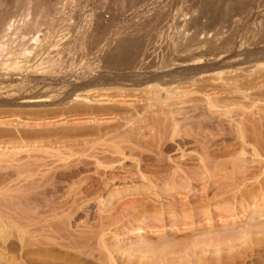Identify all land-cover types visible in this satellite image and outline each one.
<instances>
[{
    "label": "rangeland",
    "instance_id": "rangeland-1",
    "mask_svg": "<svg viewBox=\"0 0 264 264\" xmlns=\"http://www.w3.org/2000/svg\"><path fill=\"white\" fill-rule=\"evenodd\" d=\"M120 52L127 59L119 58ZM174 88L194 98L214 92L231 98L264 94V0H0V146L59 145L68 138L67 143H77L67 152L53 146L8 153L17 158L10 156L9 166L0 168L5 187H0L5 226L0 264H264V111L256 106L233 112L246 126L241 139L234 133L236 121L192 101L195 107L189 102L182 113L198 108L196 120L207 132L191 129L186 119L179 126L183 131L171 138L169 107L156 105L152 111L148 98ZM130 112L149 134L121 124ZM211 122L221 127L212 128ZM148 136L155 141L145 143ZM198 136L206 137L194 142ZM26 154L48 164L42 166L41 189L30 195L18 173ZM78 189L82 193L76 195ZM31 200L42 205L29 213L32 222L39 220L34 233L40 250L21 243L23 205Z\"/></svg>",
    "mask_w": 264,
    "mask_h": 264
},
{
    "label": "bare ground",
    "instance_id": "bare-ground-1",
    "mask_svg": "<svg viewBox=\"0 0 264 264\" xmlns=\"http://www.w3.org/2000/svg\"><path fill=\"white\" fill-rule=\"evenodd\" d=\"M125 45V44H124ZM129 45V44H128ZM117 46V45H116ZM118 47V46H117ZM122 47V46H121ZM120 47V48H121ZM125 48V47H124ZM123 48V49H124ZM118 49V48H117ZM127 50V49H126ZM124 51V50H123ZM120 54H121V56H119V58H121V59H127V56H128V54L127 53H121L120 52ZM130 56V55H129ZM112 57V56H111ZM131 57V56H130ZM115 58V57H114ZM118 58V59H119ZM112 59V58H111ZM116 59H117V57H116ZM131 60V59H130ZM114 61V60H113ZM119 61V60H118ZM128 62V61H127ZM127 65H129V64H127ZM218 75V74H217ZM210 77V76H209ZM225 77V76H224ZM252 79V78H251ZM204 80V79H203ZM208 80V79H207ZM241 80V79H240ZM247 80H249V79H247ZM226 81H228V80H226ZM251 81V80H250ZM135 82V81H134ZM206 82V81H205ZM215 82V81H214ZM230 82V81H229ZM240 82V81H239ZM207 83V82H206ZM213 83V82H212ZM251 83V82H250ZM256 83V82H255ZM214 84V83H213ZM240 84V83H239ZM252 84V83H251ZM246 85V84H245ZM253 85H255V84H253ZM253 85H252V87H253ZM177 86V85H176ZM219 86V85H218ZM228 86V85H227ZM199 87V86H198ZM212 87V86H211ZM223 87V86H222ZM251 87V86H250ZM256 87V85L254 86V88ZM261 87V86H260ZM152 88H154V87H152ZM197 88V87H196ZM213 88V87H212ZM230 88V87H229ZM238 88H240V87H238ZM241 88H242V86H241ZM245 88V87H244ZM249 88V87H248ZM174 89H176V91H173V89H172V91H166V94H165V96H161V95H157L158 93H156L153 97H149L148 98V109H151L152 111H154L156 108H158V107H162L163 108V106H164V108H166V107H169L168 109H170V112H171V114H170V118H166V119H169L168 120V122H169V125L170 124H172L171 126H172V129H171V138H174L173 136L174 135H179L182 131H181V129H180V125H181V121H186V119L187 120H189V122L188 121H186L187 123V125H188V123L190 124V127H192L191 129H196V130H198L199 132L200 131H202V129H203V125L201 124L202 122H200L201 121V119H200V121H198V120H196L197 118V115H198V111H196V110H198V108L196 109V110H194L195 112H193V113H189V110L188 109H190V107L193 105L191 102L192 101H202L203 103H205V105L207 106V108L209 109V110H213L214 112H217V114H219V116H221L223 119L225 118L226 120L228 119V121L229 122H235L236 123V128H235V132L234 133H236V135L238 136V137H240L241 139L243 138H246V136H247V133L245 134V127L243 126V121L242 120H240V119H242V118H240V119H238L237 120V118H238V116L236 117V115H234V117L236 118H234L233 117V112H235V113H238L237 112V108H239V109H241L242 110V112H243V110H248V109H250L251 107L252 108H255L256 106L257 107H259V109H260V111H264V94H261V92H263V91H261L260 93H258V94H261V95H256L255 97L253 96V97H251V96H248L247 94H241V93H239V91L240 90H238V93L239 94H241V95H239L240 97H237V98H231L230 96H220V94H223V93H220L219 94V96H215V92L212 94V96L210 95V94H208V95H206V96H202L201 98H200V95H199V98H197L196 97V95H195V97L196 98H194V97H189L188 96V94L186 95V94H184V93H182V89H179V88H174ZM214 89V88H213ZM221 89V88H220ZM223 89H225V87L223 88ZM228 89V88H227ZM252 89V88H251ZM262 89V88H261ZM260 89V90H261ZM264 89V88H263ZM152 90V89H151ZM157 90V89H156ZM165 90V89H164ZM226 90V89H225ZM246 90V89H245ZM245 90L244 91H242V92H245ZM137 91V90H136ZM153 91V90H152ZM155 91V90H154ZM185 91V90H184ZM191 91V90H190ZM193 91V90H192ZM211 91V90H210ZM228 91V90H227ZM247 91V90H246ZM90 92V91H89ZM125 92V91H124ZM157 92V91H156ZM201 92V91H200ZM206 92V91H205ZM234 92V91H233ZM241 92V91H240ZM116 93V92H115ZM122 93V92H121ZM186 93V92H185ZM193 93V92H192ZM192 93H191V95H192ZM103 94H105V93H103ZM134 94V93H133ZM183 94V95H182ZM93 95V94H92ZM119 95V94H118ZM122 95V94H121ZM121 95H119V96H121ZM124 95V94H123ZM138 95V94H137ZM205 95V94H204ZM250 95H251V93H250ZM255 95V94H254ZM85 96V95H84ZM109 96V95H108ZM127 96V95H126ZM129 96V95H128ZM142 96V95H141ZM152 96V95H151ZM124 97V96H123ZM78 98V97H77ZM81 98V97H80ZM84 98V97H83ZM90 98V97H89ZM88 98V99H89ZM99 98V97H98ZM116 98V97H115ZM121 98V97H120ZM129 98V97H128ZM133 98H134V96H133ZM104 99V98H103ZM117 99V98H116ZM143 99V98H142ZM146 99V98H145ZM87 100V99H86ZM101 100V99H100ZM124 100H125V98H124ZM123 100V101H124ZM140 100V99H139ZM147 100V99H146ZM74 101V100H73ZM84 101H85V98H84ZM93 101V100H92ZM91 101V102H92ZM109 101H110V98H109ZM113 101V100H112ZM115 101V100H114ZM127 101H129V100H127ZM141 101V100H140ZM197 101V102H198ZM103 102H104V100H103ZM102 102V103H103ZM106 102V101H105ZM130 102V101H129ZM132 102V101H131ZM135 102V101H134ZM139 102V101H138ZM189 102H190V104H192L191 106L190 105H188L189 104ZM97 103V102H96ZM99 103H101L100 101H99ZM110 103V102H109ZM118 103V102H117ZM147 103V102H146ZM188 103V104H187ZM122 104H124V103H122ZM128 105L130 104V103H127ZM141 104V103H140ZM195 104V103H194ZM138 104H136V106H137ZM142 105V104H141ZM158 106V107H156L155 109H154V107L155 106ZM195 105H200V104H195ZM205 105L203 106V105H201L202 107H204V109H205ZM190 106V107H189ZM87 107V106H86ZM104 107V106H103ZM114 107V106H113ZM116 107V106H115ZM119 107V106H118ZM122 107V106H121ZM135 107V106H134ZM133 107V108H134ZM144 107H147L146 105L144 106ZM182 107H189L188 109H186L185 111H184V113H182L183 111V108ZM192 107H195L194 105L192 106ZM199 107V106H198ZM128 108V107H127ZM162 108H160L161 109V111H162ZM184 108V109H185ZM87 109H89V108H87ZM102 109V108H101ZM125 109V108H124ZM200 109V108H199ZM204 109H203V111H204ZM258 109V110H259ZM262 109V110H261ZM72 110V109H71ZM95 110H97V109H95ZM122 110V109H121ZM128 110V109H127ZM134 110H136V109H134ZM138 110V109H137ZM144 110V109H143ZM145 110H146V108H145ZM159 112H160V110L159 109H157ZM252 110V109H251ZM254 110V109H253ZM256 110L257 109H255V112H256ZM81 111V110H80ZM124 111V110H123ZM139 111V110H138ZM147 111V110H146ZM163 111H166V110H164L163 109ZM169 111V110H168ZM191 111V110H190ZM202 110L200 109V112H201ZM262 111V112H263ZM69 112V111H68ZM82 112V111H81ZM94 112V111H93ZM109 112H110V109H109ZM141 112V111H140ZM145 112V111H144ZM151 112V111H150ZM149 112V113H150ZM212 112V111H211ZM239 112H240V110H239ZM252 112H254V111H252ZM254 112V115L257 113H255ZM135 113V112H134ZM148 113V112H147ZM161 113V112H160ZM163 113V112H162ZM251 113V112H250ZM249 113V114H250ZM261 113V112H260ZM79 114H80V112H79ZM102 114V113H101ZM106 114H107V112H106ZM126 114V113H125ZM138 114H140V113H138ZM146 114V113H145ZM144 114V115H145ZM157 114V111H156V113H155V116H157L156 115ZM163 114H165V113H163ZM167 114H169V113H167ZM195 114H197V115H195ZM247 114V113H246ZM252 114V113H251ZM259 114V113H258ZM73 115V114H72ZM89 115V114H88ZM92 115H93V113H92ZM104 115V114H103ZM127 115V114H126ZM125 115V116H126ZM136 115V114H135ZM143 115V116H144ZM154 114L152 113V116H153ZM180 115H181V117H180ZM202 115V114H201ZM239 115V114H238ZM260 115V114H259ZM108 116V115H107ZM122 116V115H121ZM120 116V117H121ZM137 116V115H136ZM149 116V115H148ZM151 116V115H150ZM149 116V117H150ZM206 116H207V114H206ZM212 116V115H211ZM214 116V115H213ZM218 116V115H217ZM241 116V115H240ZM243 116V115H242ZM251 116V115H250ZM256 116H257V114H256ZM66 117V116H65ZM91 117V116H90ZM89 117V118H90ZM95 117V116H94ZM110 117V116H109ZM119 117V116H118ZM138 117V116H137ZM136 117V118H137ZM147 117V116H146ZM159 117V116H158ZM162 116H160V118H161ZM199 117V116H198ZM203 117V116H202ZM216 117V116H215ZM219 118L218 120H219V122L218 123H221L222 121H223V119L222 118ZM246 117V116H245ZM259 117V116H258ZM261 117V116H260ZM263 117H264V115H263ZM263 117H261V118H263ZM88 118V117H87ZM106 118V117H105ZM116 118V117H115ZM148 118V117H147ZM153 118V117H152ZM151 118V119H152ZM207 118V117H206ZM206 118H204V119H206ZM249 118V117H248ZM92 119V118H91ZM121 119V118H120ZM135 118H133V116H131V112H130V115L128 116V117H124V116H122V123L121 124H123V126L124 125H131V130H134L136 133H138V131L140 132V130H146L147 131V129H146V126H139L138 124V126L135 124V122H136V119L134 120ZM137 119H139V117L137 118ZM149 119V118H148ZM163 119V118H162ZM224 119V120H225ZM251 120H252V117L250 118ZM254 119H256V117L254 118ZM253 119V120H254ZM260 119V118H259ZM264 119V118H263ZM262 119V120H263ZM73 120V119H72ZM108 120H111V119H108ZM140 120V119H139ZM156 120H158V119H156ZM156 120H154V122L156 121ZM209 120H212V119H209ZM240 120V121H239ZM245 120V119H244ZM14 120H12V122H13ZM113 121V120H112ZM135 121V122H134ZM144 121V120H143ZM159 121V120H158ZM160 121H162V120H160ZM216 121H217V118H216ZM256 121V120H255ZM3 122V121H2ZM8 122V121H7ZM63 122H64V120H63ZM95 122V121H94ZM109 122V121H108ZM140 122V121H139ZM152 122V121H151ZM153 122V123H154ZM165 122H167V120L165 121ZM210 122V121H209ZM209 122H208V124H209ZM245 122V121H244ZM247 122V121H246ZM245 122V123H246ZM15 123H16V121H15ZM51 123V122H50ZM60 123V122H59ZM112 123V122H111ZM148 123V122H147ZM183 123V122H182ZM212 123L214 124V125H212ZM217 123V122H216ZM224 123V122H223ZM248 123V122H247ZM257 123H258V121H257ZM260 123V122H259ZM263 123V122H262ZM261 123V124H262ZM1 124V123H0ZM3 124H4V122H3ZM6 124H8V123H6ZM13 124V123H12ZM19 124V123H18ZM63 124V123H62ZM66 124V123H65ZM106 124V123H105ZM104 124V125H105ZM145 124V123H144ZM152 124V123H151ZM151 124H149V125H151ZM157 124L159 125V122H157ZM185 124V123H184ZM185 124V125H186ZM207 124V123H206ZM225 124V123H224ZM9 125V124H8ZM24 125V124H23ZM44 125V124H43ZM155 125V124H154ZM153 124H152V126H154ZM211 125H212V128H214L213 126H217V125H215V122H211ZM221 125V124H220ZM258 125V124H257ZM256 125V126H257ZM260 125V124H259ZM26 126V125H25ZM40 126H41V124H40ZM99 126H101V125H99ZM114 126V125H113ZM117 126V125H116ZM122 126V125H121ZM167 126H168V123H167ZM170 126V127H171ZM225 126V125H224ZM230 126V125H229ZM251 126H252V124H251ZM261 126V125H260ZM93 127V126H92ZM128 127V126H127ZM151 127V126H150ZM155 127V126H154ZM153 127V129L155 130V128H157V127H155L154 128ZM160 127V126H159ZM187 127V126H186ZM208 127V126H207ZM218 127H221V126H219L218 125ZM253 127V126H252ZM259 127V126H258ZM14 128V127H13ZM17 128V127H16ZM21 128V127H20ZM94 128V127H93ZM92 128V129H93ZM107 128V127H106ZM110 128V127H109ZM111 128H112V126H111ZM138 128V129H137ZM148 128V127H147ZM165 128V127H164ZM181 128H182V125H181ZM211 128V129H212ZM228 128H230V127H228ZM255 129H256V127H254ZM261 128H263V126L261 127ZM88 129V128H87ZM97 129V128H96ZM130 129V128H129ZM152 129V128H151ZM168 129V128H167ZM186 129V128H185ZM207 129V128H206ZM210 129V130H211ZM254 129V130H255ZM258 129V128H257ZM90 130H91V127H90ZM89 130V131H90ZM111 130H113V129H111ZM160 129H158L157 131H159ZM162 130V129H161ZM160 130V132H162ZM188 130H190V129H188ZM196 130H194V132H193V134L194 133H196L195 131ZM207 130H209V129H207ZM223 131L224 129L223 128H220L219 129V131ZM264 130V129H263ZM262 130V131H263ZM119 131V130H118ZM127 131H129V130H127ZM127 131H126V133H127ZM149 131H150V128H149ZM185 131V130H184ZM197 131V132H198ZM203 131H206V130H203ZM203 131L201 132V133H203ZM214 131V129L212 130V132ZM218 131V130H217ZM218 131V132H219ZM250 131V130H249ZM256 131V130H255ZM261 131V130H260ZM79 132V131H78ZM113 132H117V131H113ZM124 132V131H123ZM123 132H122V134H123ZM130 132V131H129ZM128 132V133H129ZM148 132V131H147ZM147 132L145 133V134H147ZM168 131H166V133H167ZM198 132V133H199ZM207 132V131H206ZM225 132V131H224ZM227 132V131H226ZM258 132V131H257ZM256 132V133H257ZM264 132V131H263ZM17 133V132H16ZM101 133V132H100ZM150 132H148V134H149ZM157 133V132H156ZM165 133V132H164ZM165 133V134H166ZM169 133V132H168ZM186 133V132H185ZM189 133V132H188ZM210 133H211V131H210ZM220 133H222V132H220ZM219 133V134H220ZM256 133H254V134H256ZM260 133V132H259ZM50 134V133H49ZM67 134V133H66ZM69 134V133H68ZM82 134V133H81ZM115 134V133H114ZM130 134V133H129ZM131 134H132V132H131ZM130 134V135H131ZM134 134V133H133ZM151 134H153L154 135V137L156 136V138H160V139H162L163 137H164V135H163V133H160L159 134V136H158V134H154V133H152L151 132ZM190 134V133H189ZM204 134V133H203ZM208 134V133H207ZM212 134V133H211ZM223 134V133H222ZM226 134V133H225ZM258 134V133H257ZM42 135V134H41ZM71 135V134H70ZM76 135H79V134H76ZM89 135H90V133H89ZM95 136H96V134H94ZM93 135V136H94ZM138 135V134H137ZM141 134H139L138 136H140ZM144 135V134H143ZM153 135H152V137H153ZM194 135H196V134H194ZM198 135V134H197ZM200 136H201V134H199ZM206 135V134H205ZM217 135V134H216ZM246 135V136H245ZM259 135V134H258ZM258 135H256L257 136V138H259L258 137ZM261 135V136H260ZM259 136L260 137H262V135H263V138H264V133H262V134H260ZM26 136V135H25ZM62 136V135H61ZM83 136V135H82ZM92 136V135H91ZM100 136H101V134H100ZM109 136V135H108ZM118 136V135H117ZM120 136V135H119ZM128 136V135H127ZM126 136V137H127ZM183 136V135H182ZM181 136V137H182ZM188 136H190V135H188ZM202 136H204V135H202ZM209 136V135H208ZM215 136V135H214ZM214 136L212 137L211 136V138H214ZM232 136V135H231ZM236 136V137H237ZM106 137V139H107V136H105ZM110 137V136H109ZM124 137V136H123ZM126 137H124V138H126ZM132 137V136H131ZM136 138H139V137H137V136H135ZM149 137L150 136H148V138L146 137V140L147 139H149ZM167 137V136H166ZM176 137V136H175ZM192 138H193V136H191ZM206 137V136H205ZM205 137H203V138H205ZM217 137V136H216ZM230 137V136H229ZM251 137V136H250ZM255 137V136H254ZM24 138V137H23ZM67 138H68V136H67ZM90 138V137H89ZM94 138V137H93ZM92 138V139H93ZM120 138V137H119ZM133 138V137H132ZM142 138V137H141ZM144 138V140H145V137H143ZM151 138V137H150ZM187 138V137H186ZM190 138V137H189ZM203 139L202 137H196V139L194 140V142H197L198 140H200V139ZM208 138V137H207ZM211 138L208 140V142H210L211 141ZM219 138V137H218ZM249 138V137H248ZM252 138V137H251ZM262 138V140H261V138H259V140H261V141H263L264 139ZM33 139H34V137H33ZM55 139V138H54ZM65 138H63V141H65L64 140ZM73 139V138H72ZM88 139V138H87ZM96 139V138H95ZM117 139V138H116ZM120 139H122V138H120ZM153 139V138H152ZM159 139V140H160ZM164 139V138H163ZM222 139V138H221ZM224 139V138H223ZM255 139V138H254ZM0 140H2V139H0ZM37 140V139H36ZM61 140H62V137H61ZM68 140H70L69 138L67 139V141ZM77 140V139H76ZM83 140V139H82ZM123 140V139H122ZM136 140V139H135ZM149 140H151V139H149ZM154 141H155V139H153ZM153 140H152V142H153ZM178 140H180V139H178ZM182 140H184V138H182ZM181 140V141H182ZM193 140H192V143H194L193 142ZM197 140V141H196ZM214 140V139H213ZM212 140V141H213ZM237 140V139H236ZM252 140V139H251ZM258 140V139H257ZM25 141V140H24ZM57 141V140H56ZM62 141V142H63ZM67 141H66V143H62V144H59V145H53V144H51L50 145V143H49V145H48V143H34V144H25V146H15V147H12V149H9V147H7L5 144V146L3 145V146H0V159H1V157L2 156H8V159L6 158V160L4 161V157H2V159L0 160V163H1V161H4V163H1L0 164V168L1 167H3V168H5V167H7V166H9V164H10V162H11V160H9V158L11 159V157H12V153H14L15 155L16 154H18V153H20V152H24V151H26V152H28V153H30L31 154V152H37V151H41L44 147L45 148H51V149H53L54 147V149H56V146H59V148L61 149L60 150V152L62 151V149L64 150L65 149V151H66V149H68V150H70V149H74L73 148V146L75 145V144H77V143H67ZM81 141V140H80ZM119 141V140H118ZM124 142H125V140H123ZM163 141V140H162ZM189 141H191L190 139H189ZM201 141H203V140H201ZM204 141L206 142L207 140L206 139H204ZM219 141V140H218ZM243 141V140H242ZM253 141V140H252ZM255 141H256V139H255ZM4 141H2V143H3ZM21 142V141H20ZM29 142V141H28ZM31 142V141H30ZM29 142V143H30ZM38 142V141H37ZM46 142H48V141H46ZM88 142V141H87ZM123 142V143H124ZM127 142V141H126ZM149 141L147 140V141H145V143H148ZM151 141L149 142V143H152ZM176 142H178V141H176ZM186 142H187V140H186ZM251 142V141H250ZM258 143H260L259 141H257ZM256 142V143H257ZM264 142V141H263ZM263 142H261L262 144H264ZM54 143V142H53ZM116 143V142H115ZM122 143V142H121ZM135 143V142H134ZM138 143V142H137ZM164 143V142H163ZM182 143H185V142H182ZM187 143H189V142H187ZM191 143V142H190ZM198 143H199V141H198ZM211 143V142H210ZM20 145H21V143H19ZM18 144V145H19ZM22 144H23V141H22ZM79 144V143H78ZM84 144H86V143H84ZM128 144V143H127ZM132 144V143H131ZM179 144H180V142H179ZM218 144V143H217ZM242 144V143H241ZM15 145V144H14ZM123 145V144H122ZM126 145V144H125ZM124 145V146H125ZM142 145V144H141ZM147 145V144H146ZM186 145V144H185ZM257 145V144H256ZM12 146V145H11ZM54 146V147H53ZM77 146V145H76ZM76 146H74V147H76ZM128 146V145H127ZM180 146V145H179ZM253 146H255L254 144H253ZM261 146V145H260ZM259 145H258V147H260ZM79 147H81V146H79ZM78 147V148H79ZM85 147V146H84ZM119 147V146H118ZM130 147V146H129ZM128 147V148H129ZM182 147L184 148V145L182 144ZM245 147V146H244ZM257 147V148H258ZM11 148V147H10ZM44 148V149H45ZM83 148V147H82ZM82 148H81V150H82ZM188 148H190V147H188ZM256 148V147H255ZM86 149V148H85ZM124 149V148H123ZM127 149V148H126ZM130 149H132V148H130ZM59 150V149H58ZM57 150V151H58ZM75 150V149H74ZM78 150V149H77ZM121 150H122V148H121ZM258 150H260L259 148H258ZM55 151V150H54ZM72 151V154H74V152H76V151H74L73 152V150H71ZM71 151H68V154H69V157H70V155H71ZM79 151V150H78ZM84 150H82V152H83ZM262 151V150H261ZM47 152V151H46ZM49 152H52V151H49ZM67 152V151H66ZM66 152H64V153H66ZM81 152V151H80ZM79 152V153H80ZM85 152V151H84ZM121 152V151H120ZM123 152V151H122ZM132 152V151H131ZM205 152V151H204ZM207 152V151H206ZM8 153H11L10 154V156L8 155ZM38 153V152H37ZM63 153V154H64ZM261 153V152H260ZM264 153V152H263ZM13 154V155H14ZM27 155L26 157H25V159H26V161L24 162V163H20L21 164V167H20V169L18 170V173H19V175L20 174H22V178H24V182H25V184H24V187H22L23 188V190L25 191V190H27L28 192H26L27 194L29 193V192H32L33 191V189L36 191L37 190V188L39 187V185H40V179H41V177L42 176H44V174L46 173L45 171H43V170H45L46 169V167H45V169H43L42 168V166H43V164H44V162L42 163V164H40V162H39V160L36 162V160L37 159H40V158H38L37 156H35V157H37L36 158V160H35V158H34V162L33 163H30V159L32 158L31 157V155ZM60 154V153H59ZM93 154V153H92ZM129 154V153H128ZM242 154V153H241ZM253 154H254V150H253ZM35 155V154H34ZM38 155V154H37ZM54 155V154H53ZM61 155V154H60ZM88 155H89V153H88ZM127 155V154H126ZM202 155H203V153H202ZM19 156V155H18ZM39 156V155H38ZM56 156V155H55ZM55 156L53 157V156H50V158L51 157H53V158H55ZM58 156V155H57ZM63 156V155H62ZM128 156V155H127ZM207 156H208V154H207ZM207 156H206V158H207ZM255 156V155H254ZM264 155H262V157H263ZM31 157V158H30ZM49 157V156H48ZM68 157V156H67ZM96 157V156H95ZM100 157V156H99ZM213 157V156H212ZM13 158V157H12ZM16 158L17 157H15V160H16ZM20 158H21V156H20ZM30 158V159H29ZM60 158V159H59ZM58 159L59 160H62L61 159V157H59ZM66 158V157H65ZM65 158L63 159V160H65ZM76 158V157H75ZM94 158V157H93ZM102 158V157H101ZM24 159V160H25ZM42 159V158H41ZM70 158H68V160H69ZM204 159H205V156H204ZM7 160H9V161H7ZM13 160H14V158H13ZM14 160V161H15ZM45 160V159H44ZM51 160V159H50ZM55 161L54 162H57L56 161V159H54ZM67 160V159H66ZM79 160V159H78ZM95 160V162H96V164H98V165H100V158L99 159H97V158H95L94 159ZM145 160V159H144ZM207 160V159H206ZM46 161V160H45ZM52 161V160H51ZM76 161V160H75ZM82 161V160H81ZM84 161V160H83ZM204 160H202V162H203ZM13 162V161H12ZM18 162H21V161H18ZM39 162V163H38ZM53 162V161H52ZM53 162V163H54ZM68 162H70V161H68ZM86 162V161H85ZM105 162V161H104ZM59 163V162H58ZM103 163V162H102ZM50 164V163H49ZM56 164V163H55ZM55 164H53V165H55ZM66 164H67V161H66ZM69 164V163H68ZM67 164V165H68ZM74 164V163H73ZM76 164V163H75ZM80 164V163H79ZM44 165H48V164H44ZM61 165V164H60ZM70 166L72 165V164H69ZM202 165V164H201ZM206 165V164H205ZM13 166V165H12ZM57 166V165H56ZM55 166V167H56ZM62 166V165H61ZM64 166V165H63ZM95 166V165H94ZM97 166V165H96ZM100 166H102V165H100ZM104 166V165H103ZM44 167V166H43ZM48 167V166H47ZM49 167H52L51 165L49 166ZM69 167V166H68ZM67 167V168H68ZM73 167V166H72ZM2 168V169H3ZM66 168V167H65ZM66 168V169H67ZM71 168V167H70ZM79 168H81V167H79ZM98 168H99V166H98ZM12 169V168H11ZM15 169V168H14ZM16 169H18V168H16ZM16 169L14 170V171H16ZM43 169V170H42ZM55 169V168H54ZM54 169H52V170H54ZM55 170H57V167H56V169ZM68 170V169H67ZM73 170V169H72ZM3 171V170H2ZM5 171V170H4ZM13 171V170H12ZM13 171V172H14ZM49 171V170H48ZM47 171V172H48ZM58 171V170H57ZM60 171H61V168H60ZM62 171H63V169H62ZM74 171V170H73ZM82 171V170H81ZM45 172V173H44ZM50 172H51V170H50ZM55 172V171H54ZM2 173V172H1ZM7 173V172H6ZM5 173V174H6ZM53 173V172H52ZM61 173V172H60ZM64 174V173H63ZM68 174V173H67ZM16 175H18L17 173H16ZM15 176V175H14ZM48 176V175H47ZM46 176V177H47ZM49 176H51L50 174H49ZM62 176V175H61ZM113 176V175H112ZM12 177V176H11ZM46 177H45V179H46ZM9 178V177H8ZM16 178V177H15ZM35 178H38V181H36L37 179H35ZM40 178V179H39ZM43 178V177H42ZM52 178V177H51ZM56 178V177H55ZM13 179V178H12ZM11 179V180H12ZM18 179V178H17ZM21 179V178H20ZM48 179V178H47ZM69 179V178H68ZM72 179V178H71ZM78 179V178H77ZM105 179V178H104ZM10 180V178H9V181H11ZM50 180V179H49ZM80 180V179H79ZM85 180V179H84ZM103 180V179H102ZM113 180V179H112ZM4 181V180H3ZM17 181V180H16ZM22 181V180H21ZM22 181V182H23ZM43 181H45V180H43ZM261 181V180H260ZM2 182V181H1ZM20 182V181H19ZM39 182V184H37V183ZM46 182H47V180H46ZM52 182V181H51ZM79 182H81V181H79ZM5 183V182H4ZM10 183V182H9ZM264 183V182H263ZM13 184V183H12ZM15 184V183H14ZM22 184V183H21ZM77 184V183H76ZM83 184V183H82ZM88 184V183H87ZM87 184H85V185H87ZM108 184V183H107ZM10 185V184H9ZM16 185H17V183H16ZM71 185H73V184H71ZM104 185H105V183H104ZM262 185V184H261ZM1 186H3L2 184H1ZM0 186V187H1ZM23 186V185H22ZM83 187H84V185H82ZM90 186H91V184H90ZM263 186H264V184H263ZM8 187H10V186H8ZM75 187V186H74ZM86 187V186H85ZM85 187H84V189H85ZM3 188H5V187H3ZM2 187H1V189H3ZM20 188V187H19ZM19 188H18V190L17 191H19ZM40 188V187H39ZM39 188H38V190H39ZM72 188V187H71ZM70 188V189H71ZM89 188V187H88ZM92 188V187H91ZM41 189V188H40ZM43 189V188H42ZM76 189V188H75ZM80 189H83V188H81L80 187ZM83 189V190H84ZM11 190V189H10ZM23 190H22V192H23ZM89 191V189H86V191ZM2 191V190H1ZM5 191H7V190H5ZM9 191V190H8ZM7 191V192H8ZM85 191V190H84ZM83 191V192H84ZM6 192V193H7ZM41 192H42V190H41ZM79 192V193H78ZM2 193V192H1ZM32 193H34V192H32ZM36 193H37V191H36ZM35 193V194H36ZM38 193H39V191H38ZM75 193H78V194H76V195H79L80 193H82V191L80 192L79 191V189L77 190V192H75ZM18 194V193H17ZM25 193H23V195H24ZM26 194V195H27ZM41 194V193H40ZM85 194V193H84ZM10 195V194H9ZM19 195V194H18ZM29 195H30V193H29ZM33 195V194H32ZM53 195V194H52ZM75 195V196H76ZM16 196V195H15ZM20 196H22V194L20 195ZM18 197V196H17ZM37 197V196H36ZM3 198H4V196H3ZM7 198V197H6ZM23 198V197H22ZM29 198V197H28ZM32 198V197H31ZM38 198V197H37ZM72 198V197H71ZM76 198V197H75ZM27 199V198H26ZM26 199H25V201H26ZM39 199V198H38ZM50 199V198H49ZM1 200V199H0ZM3 200V199H2ZM35 200H36V198H35ZM55 200H57V199H55ZM32 201V200H31ZM44 201V200H43ZM46 201V200H45ZM74 201V200H73ZM3 202V201H2ZM1 202V203H2ZM22 202H24V200L22 201ZM21 202V203H22ZM27 202V201H26ZM25 202V203H26ZM33 202V201H32ZM47 202V201H46ZM46 202H44V204L46 203ZM51 202V201H50ZM24 203V205H23V203H22V205H23V210H22V212H24V217L22 216V218H24L25 219V221H24V223H23V228H22V234H21V236H22V238H21V243H22V247L24 248H26L27 250H30V248H34L35 250H40V246H41V241H39L38 240V237H37V233H34V232H39L38 230L40 229L39 228V220L37 219L35 222L33 221H31L30 219V217H33V215L32 216H29L30 214V212H32V211H34L35 213H37L36 211H38L39 212V208L41 209V207H42V205H40L38 202H33L32 204H29V202L28 203H26L25 204ZM48 203V202H47ZM5 204V203H4ZM42 204H43V202H42ZM49 204V203H48ZM1 205V204H0ZM3 205V204H2ZM51 206H52V204H51ZM58 206V205H57ZM43 209V208H42ZM64 209V208H63ZM62 209V210H63ZM1 210V209H0ZM16 210V209H15ZM53 210V209H52ZM55 210V209H54ZM61 210V209H60ZM17 211V210H16ZM20 212V211H19ZM33 212V213H34ZM41 212H42V210H41ZM60 212V211H59ZM2 213V212H1ZM45 213V212H44ZM43 213V215H46L47 216V214H44ZM50 213H51V211H50ZM53 215L55 214V213H52ZM57 214V213H56ZM10 215V214H9ZM16 215V214H15ZM21 215V214H20ZM20 215H19V217H20ZM38 215H39V213H38ZM42 215V214H41ZM18 216V215H17ZM50 216V215H49ZM52 216V215H51ZM50 216V217H51ZM4 217V216H3ZM34 217H35V215H34ZM40 217V215L39 216H36V218H39ZM42 217V216H41ZM41 217H40V220H41ZM43 217H45V216H43ZM240 217V216H239ZM7 218V217H6ZM7 220H8V218H7ZM6 220V221H7ZM43 220L44 219H42L41 221L43 222ZM60 220V219H59ZM62 220V219H61ZM20 221V220H19ZM53 221V220H52ZM58 221V220H57ZM8 222V221H7ZM23 222V221H22ZM21 222V223H22ZM16 223H18V222H15V224ZM47 223V222H46ZM60 223V222H59ZM58 224V223H57ZM19 225V224H18ZM21 225V224H20ZM42 226H43V224H41ZM32 226V229H34V230H32L33 231V235H31V231H30V227ZM35 226V227H34ZM42 226H41V228H42ZM49 226H50V224H49ZM59 226H61V225H59ZM34 227V228H33ZM48 227V226H47ZM52 227V226H51ZM54 228V227H53ZM8 229V228H7ZM19 229V228H18ZM44 230V229H43ZM43 230H41L42 232H44ZM47 230V229H46ZM57 230V229H56ZM60 230H62L61 228H60ZM59 230V231H60ZM50 231V230H49ZM46 232V231H45ZM46 233H48V232H46ZM52 233V232H51ZM64 233V232H63ZM62 233V234H63ZM67 233V232H66ZM40 234V233H39ZM60 234V233H59ZM68 234V233H67ZM5 235V226H4V223L3 222H1L0 221V237H3ZM7 235V234H6ZM45 235V234H44ZM54 235V234H53ZM66 235V234H65ZM64 235V236H65ZM69 235V234H68ZM8 236V235H7ZM47 236V235H46ZM35 237V238H34ZM37 237V238H36ZM5 238H7L6 236H5ZM43 238V237H42ZM53 238V237H52ZM55 238V237H54ZM68 238V237H67ZM40 239V238H39ZM51 239V238H50ZM56 239H57V237H56ZM60 239V238H59ZM2 240V239H1ZM4 240V239H3ZM41 240V239H40ZM53 240V239H52ZM55 240V239H54ZM61 240V239H60ZM65 240H66V238H65ZM44 241V240H43ZM56 241V240H55ZM57 242V241H56ZM59 243H61V242H59ZM40 244V245H39ZM49 244V243H48ZM57 244H58V242H57ZM64 244V243H63ZM44 245V244H43ZM47 245V244H46ZM61 245V244H60ZM68 244H66V246H67ZM2 246V245H1ZM53 246V245H52ZM54 246H56L55 244H54ZM72 246V245H71ZM81 246V245H80ZM57 247V246H56ZM64 247V246H63ZM68 247V246H67ZM77 248V247H76ZM80 248V247H79ZM83 249V248H82ZM2 250V249H1ZM5 250V249H4ZM83 251H85V250H83ZM3 252V251H2ZM80 252V251H79ZM82 252V251H81ZM83 253V252H82ZM85 254V253H84ZM83 254V255H84ZM75 255V254H74ZM81 255V254H80ZM25 256V255H24ZM55 256V255H54ZM98 256V255H97ZM26 257V256H25ZM34 257V256H33ZM94 258V257H93ZM50 259V258H49ZM99 259H101V258H99ZM99 259H97L98 261H99ZM39 260V259H38ZM96 260V259H95ZM33 261H35L34 259H33ZM40 261H42L41 259H40ZM57 261V260H56ZM55 261V262H56ZM58 262V261H57ZM51 264V263H50ZM56 264V263H55ZM60 264V263H59ZM111 264V263H110ZM114 264V263H113Z\"/></svg>",
    "mask_w": 264,
    "mask_h": 264
}]
</instances>
